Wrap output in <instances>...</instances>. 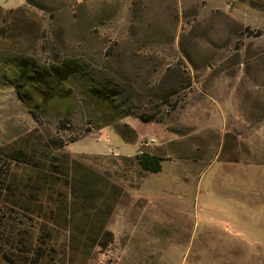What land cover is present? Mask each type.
<instances>
[{
	"label": "rangeland",
	"instance_id": "1",
	"mask_svg": "<svg viewBox=\"0 0 264 264\" xmlns=\"http://www.w3.org/2000/svg\"><path fill=\"white\" fill-rule=\"evenodd\" d=\"M31 1L0 0V264H264V0Z\"/></svg>",
	"mask_w": 264,
	"mask_h": 264
},
{
	"label": "trees",
	"instance_id": "2",
	"mask_svg": "<svg viewBox=\"0 0 264 264\" xmlns=\"http://www.w3.org/2000/svg\"><path fill=\"white\" fill-rule=\"evenodd\" d=\"M26 1L28 4H32L31 0ZM81 68L82 66L74 60H68L62 66H52L49 71L32 70L28 66H24L20 69V77L24 81L31 80L32 82L30 81V83H36L41 86L45 83V78L52 79L54 83H60L61 81L67 80L71 76H75L81 72ZM137 161L141 169L145 172L158 174L162 171V158L159 156L149 153H141V155L137 157ZM47 181H50V179L45 180V182ZM45 252V246L42 244L38 246L36 254L30 264H40L41 259L46 257Z\"/></svg>",
	"mask_w": 264,
	"mask_h": 264
},
{
	"label": "crops",
	"instance_id": "3",
	"mask_svg": "<svg viewBox=\"0 0 264 264\" xmlns=\"http://www.w3.org/2000/svg\"><path fill=\"white\" fill-rule=\"evenodd\" d=\"M132 146H133V147H132ZM135 147H136L135 144H130V149H131V148H135ZM254 255H258L257 252H256V254H254ZM254 257H255V256H254ZM255 258H256V257H255Z\"/></svg>",
	"mask_w": 264,
	"mask_h": 264
}]
</instances>
